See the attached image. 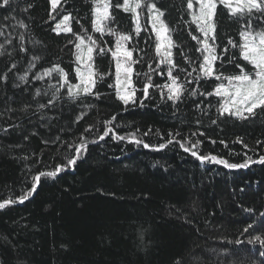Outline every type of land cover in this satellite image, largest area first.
<instances>
[{
    "label": "trees",
    "instance_id": "16d2710c",
    "mask_svg": "<svg viewBox=\"0 0 264 264\" xmlns=\"http://www.w3.org/2000/svg\"><path fill=\"white\" fill-rule=\"evenodd\" d=\"M154 2L165 11L164 19L173 29L172 38L180 45L173 49L174 61L185 71L173 74L182 82L192 79L187 76L192 69L180 52L182 48L189 57H199L189 32L200 34L195 24H186L191 20L187 0ZM29 4L32 7L24 11ZM61 5L65 11H60L58 5L52 12L54 20H49L48 0H12L7 10L0 9V75L7 72V81H0V202L16 200L31 188L37 173L66 164V157L75 154L68 145L79 143L82 133L88 142L87 150L74 168L56 179L42 177L30 199L0 210V264H261L264 249L248 240L250 235H264V225L260 224V213L264 212V164L249 162L246 168L228 169L211 161L201 162L179 144H167V139L170 131L178 130L181 135L176 139L183 142L188 137L190 148L195 141H201L192 149L200 155H216L231 163H243L247 157L257 161L264 156V112L258 110L254 118L244 121L217 118L216 97L204 100L197 94L180 103L174 114L171 102L162 101L158 89L149 90L150 98L144 100L143 106L130 103L125 107L116 99L114 89L108 87L114 83L115 73L110 53L95 57L100 72L112 73L96 85L103 94L99 100L83 97L82 102L70 103L61 89L55 107L36 112L37 101L49 103L48 86L56 85L58 76L53 73L51 80H34L35 73L59 64L75 78L73 45L67 44L71 34L56 35L52 31L54 24L70 13L75 18L74 31L79 32L83 25L88 33L92 32L91 0H62ZM114 15L111 26L132 33L134 40L129 47L144 50L133 53L134 57L144 56L143 63L133 66L134 73L147 72L149 62L155 68L154 35L148 40L151 30L147 28L136 37L130 14L115 9ZM214 19L220 45L217 52H221L229 38L239 41L243 21L230 18L222 5H218ZM21 20L27 28L12 27ZM253 23L264 28L260 20ZM104 41L109 46L114 44L109 35ZM21 47L26 51L20 52ZM233 53L239 57L238 49H230L228 55ZM34 56L40 59L28 71L27 83H23L18 76L25 73ZM13 63L16 67L8 72ZM216 67L225 74L239 72L235 63L227 62V56L223 66L217 61ZM152 80L154 84H165L166 68L164 75L153 73ZM133 81L137 89L143 88V76L133 75ZM215 84L213 79L185 86L212 91ZM37 88L48 90L49 95L36 96ZM136 95L142 97L143 92L138 90ZM197 103L207 109V114L196 108ZM88 104L93 107L88 108ZM24 108L28 110L21 111ZM81 112L86 115L74 123ZM113 116L116 120L109 127L117 136L132 134L152 147L145 148L143 143L137 145L128 139L114 140L111 134L99 140L105 121ZM89 126L91 131L85 132ZM193 132L197 135L193 136ZM57 136L60 142L43 143L55 141ZM237 137L248 145L247 149L234 143ZM257 141L262 143L258 145ZM160 144L167 146L156 150ZM246 208L254 213L246 212ZM252 221L256 222L255 231L243 234ZM237 239L242 241L240 245L234 243Z\"/></svg>",
    "mask_w": 264,
    "mask_h": 264
},
{
    "label": "snow or ice",
    "instance_id": "6c2138e0",
    "mask_svg": "<svg viewBox=\"0 0 264 264\" xmlns=\"http://www.w3.org/2000/svg\"><path fill=\"white\" fill-rule=\"evenodd\" d=\"M91 34L81 25V30L76 32L72 27V20L75 19L70 13L64 14L62 18L55 24L52 31L56 35L71 34V37L67 44L73 45L71 50L73 57L72 72L75 73L74 80L71 78V74L62 68L59 64H53L51 68H44L42 71H38L34 74V80H44L47 77L49 80L53 78V73L58 76V82L56 85L49 83V89L51 90V99L48 104L40 103L37 101L35 111L41 112L45 108L55 107V100L57 94L61 89L66 92V99L70 103L82 102L83 97H93L99 100L102 97V93L96 90V85L99 81L105 79L106 76L112 75L111 72H100L95 65L96 56H107L109 53L115 65L114 83L108 85L109 88H113L115 97L125 107L130 103H139L143 106L144 100L150 98V89H158L160 91L161 100L171 102L175 114V110L178 105L184 102L188 98L195 97L199 94L204 100H208L209 97H216V112L217 118L227 117L236 120H249L254 118L259 112H264V28H257L254 25V20H260L264 24V0H187V10L190 16V22L186 21V24H195L196 32L200 35H193L189 32L192 40L196 41L197 47L195 51L199 53V57L193 59L187 55L181 48L180 55L184 58L186 64L191 67L192 71L187 73L188 77L192 79H185L180 81V78L173 73L176 70L184 72L185 69L180 67L174 61L173 49L180 47L177 42L172 38L173 29L167 24L165 17V11L158 7L154 0H91ZM51 5V11L49 12V20H54L55 16L52 12H56L58 5L60 11H65L61 5V0H49ZM12 4V0H0V9L7 10ZM222 5L230 18H236L237 21H243L241 29L239 31V41H235L231 38L228 39L227 44L223 46L221 52H217L220 45L217 44L216 35V23L214 17L217 15V7ZM32 7L31 4L27 6L24 11H27ZM119 9L126 14H130L133 24V32L136 37H139L142 31H147V27L142 21L144 10H147V24L151 28L148 40H151L154 35V61L155 68L152 62L148 63L147 72L134 73L133 66L137 63L144 62V56H133L134 52L144 53L143 49L136 47H129L134 40L132 33H123L112 27V23L115 20L114 10ZM8 17L6 16L5 19ZM75 23L79 24L80 20L76 19ZM13 28L21 27L27 28V25L21 20L17 24L12 25ZM99 34L97 37L94 34ZM105 35L112 36L114 38V44L109 46L104 41ZM24 36L21 35V40ZM147 43V41H146ZM2 47V45H0ZM230 49H238L239 57H236L233 53L228 55ZM26 49L21 47L20 52H25ZM11 55V53H9ZM146 55V53H145ZM227 56V62L229 64L235 63V66L239 69V72L232 74H225L216 67V62L220 61L221 67L224 64V57ZM40 57L34 56L33 61L29 63V68L25 70L23 75H19V81L27 83L28 71L36 67V61ZM238 60H242L245 63L242 65L238 63ZM198 65V67H197ZM251 66L249 69L248 66ZM165 66V67H162ZM16 67L15 63L7 70L12 71ZM166 68L167 82L163 85L154 84L152 80V74L164 75ZM193 73H196L193 76ZM133 75L136 77H144V84L142 89H137L133 81ZM215 80L216 84L212 91H201L199 89H188L185 85L192 84L193 82L200 84L201 81L207 82L209 80ZM0 81H7V72L0 75ZM226 81V83H225ZM20 85L14 84V87ZM203 87V85H201ZM142 91L143 96L137 97V91ZM48 96L49 91L36 89V96L40 95ZM187 94V95H185ZM61 96L63 94L61 93ZM35 99V97H34ZM209 106L211 102L209 101ZM88 108L93 107L92 104L87 105ZM196 108L205 114L207 109H201L200 104H196ZM11 110V109H9ZM27 108L21 109V111H27ZM86 113L81 112L76 116L74 123H79ZM43 119V116L41 117ZM116 117L113 116L104 123L103 134L99 136V140H104L105 137L112 135V139L125 140L128 139L130 143H136L137 145L143 143L145 148H151L148 143H144L142 140L136 138L134 135L129 134V137L117 136L111 127ZM213 124L217 123L216 120L211 121ZM199 124V120H197ZM7 132V129H4ZM85 132L91 131V126L85 128ZM151 131V130H150ZM38 133H33L37 135ZM149 133H145L148 135ZM159 135V130H157ZM180 131L168 133L167 144L173 142L180 145L183 151L190 153L197 160L211 161L212 163L223 165L228 169L246 168L249 162L264 164V156H261L257 161H251V157H247L243 163H231L226 159L218 157L216 155H200L198 152L193 151V148H197L201 141L197 140L192 145V148L188 147V137L181 140H177L176 137L180 136ZM193 136L197 133L193 132ZM199 135L204 136L205 133L200 132ZM163 138V137H162ZM28 139L27 136L24 137ZM61 137L57 136L55 141L44 140L43 143L50 144L60 142ZM96 142V141H93ZM211 143L215 144V140H211ZM87 140L82 133L79 138V143L69 144L68 148L70 152H74V155L66 157V164H58L51 171H41L33 176L31 188L22 192L16 200H5L0 202V210L4 209L9 204L16 202L24 203L30 199L38 190L41 178L49 177L56 179L61 173L65 172L69 168H74L77 161L81 158L84 151L87 150ZM220 143L227 147V144L221 140ZM234 143L243 144V140L240 137L234 141ZM261 141H257V144H261ZM167 144H160L156 150L165 148ZM244 148H248L247 144H243ZM27 159V157H25ZM246 212L254 213L253 209H245ZM260 224L264 225V212L260 213ZM256 222L252 221L247 224L243 229V234H250L251 231H255ZM236 245H240L242 241L237 239L234 242ZM249 244H259L261 249H264V235H250L248 240ZM261 256H264V251H261ZM179 264V262H178ZM264 264V261H261Z\"/></svg>",
    "mask_w": 264,
    "mask_h": 264
},
{
    "label": "rangeland",
    "instance_id": "374dc122",
    "mask_svg": "<svg viewBox=\"0 0 264 264\" xmlns=\"http://www.w3.org/2000/svg\"><path fill=\"white\" fill-rule=\"evenodd\" d=\"M48 1H49V0H48ZM61 1H62V0H61ZM50 6H51V5H50ZM61 18H62V17H61ZM61 18H60V19H61ZM60 19H59V20H60ZM143 19H144V20H143ZM59 20H58V21H59ZM58 21H57V22H58ZM142 21H144L145 26L151 30L150 26L147 24V10H146V9L144 10V13H143V16H142ZM57 22H56V23H57ZM56 23H55V24H56ZM55 24H54V26H55ZM225 83H226V81H225Z\"/></svg>",
    "mask_w": 264,
    "mask_h": 264
}]
</instances>
